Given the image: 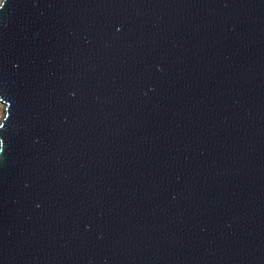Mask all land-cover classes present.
<instances>
[{"label":"water","instance_id":"1","mask_svg":"<svg viewBox=\"0 0 264 264\" xmlns=\"http://www.w3.org/2000/svg\"><path fill=\"white\" fill-rule=\"evenodd\" d=\"M0 2V264H264V0Z\"/></svg>","mask_w":264,"mask_h":264},{"label":"bare ground","instance_id":"2","mask_svg":"<svg viewBox=\"0 0 264 264\" xmlns=\"http://www.w3.org/2000/svg\"><path fill=\"white\" fill-rule=\"evenodd\" d=\"M3 115H4V105L0 102V120L2 119Z\"/></svg>","mask_w":264,"mask_h":264},{"label":"snow or ice","instance_id":"3","mask_svg":"<svg viewBox=\"0 0 264 264\" xmlns=\"http://www.w3.org/2000/svg\"><path fill=\"white\" fill-rule=\"evenodd\" d=\"M3 2H0V6H2Z\"/></svg>","mask_w":264,"mask_h":264}]
</instances>
